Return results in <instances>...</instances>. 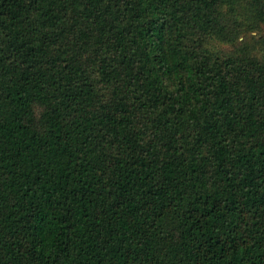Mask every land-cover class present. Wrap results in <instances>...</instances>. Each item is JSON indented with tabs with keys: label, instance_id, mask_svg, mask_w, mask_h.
<instances>
[{
	"label": "trees",
	"instance_id": "trees-1",
	"mask_svg": "<svg viewBox=\"0 0 264 264\" xmlns=\"http://www.w3.org/2000/svg\"><path fill=\"white\" fill-rule=\"evenodd\" d=\"M0 264H264V0H0Z\"/></svg>",
	"mask_w": 264,
	"mask_h": 264
}]
</instances>
